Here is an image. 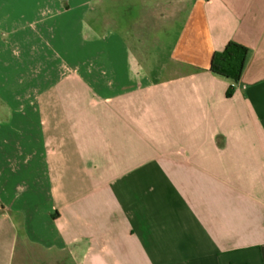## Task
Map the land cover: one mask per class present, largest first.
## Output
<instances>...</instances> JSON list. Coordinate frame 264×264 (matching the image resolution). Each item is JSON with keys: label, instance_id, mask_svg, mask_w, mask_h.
I'll list each match as a JSON object with an SVG mask.
<instances>
[{"label": "crops", "instance_id": "crops-1", "mask_svg": "<svg viewBox=\"0 0 264 264\" xmlns=\"http://www.w3.org/2000/svg\"><path fill=\"white\" fill-rule=\"evenodd\" d=\"M89 2L0 17L20 38L43 13L93 69L0 108V264H264V0H141L118 30ZM230 40L250 53L227 96Z\"/></svg>", "mask_w": 264, "mask_h": 264}, {"label": "rangeland", "instance_id": "rangeland-1", "mask_svg": "<svg viewBox=\"0 0 264 264\" xmlns=\"http://www.w3.org/2000/svg\"><path fill=\"white\" fill-rule=\"evenodd\" d=\"M140 1L90 0L83 10L90 18H97L101 27H103V19H107L111 22L109 23L111 27H108L118 30L119 20L129 24L131 19L147 11L146 6ZM0 2H3L0 4V17L10 14L14 19L27 22L35 15L40 0H0ZM42 14L39 17L40 21L37 20L32 24L27 35L20 38L6 34L7 30L0 27V50L8 53L6 57L0 58V108L14 107L22 110L29 106L38 107L39 80L43 77L54 80L56 76H77L85 79L87 74L93 71V69L89 71L81 64L78 67L65 63L64 56L54 45V29L50 27V23L41 19ZM101 70L95 74L103 75ZM52 86L50 83L49 89Z\"/></svg>", "mask_w": 264, "mask_h": 264}, {"label": "trees", "instance_id": "trees-1", "mask_svg": "<svg viewBox=\"0 0 264 264\" xmlns=\"http://www.w3.org/2000/svg\"><path fill=\"white\" fill-rule=\"evenodd\" d=\"M250 49L234 40H230L220 51L212 55L209 70L230 81L227 96H232L235 85L239 82L244 71Z\"/></svg>", "mask_w": 264, "mask_h": 264}]
</instances>
